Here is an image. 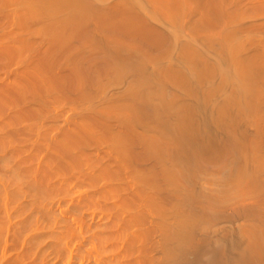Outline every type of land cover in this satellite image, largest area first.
<instances>
[{
    "label": "bare ground",
    "instance_id": "bare-ground-1",
    "mask_svg": "<svg viewBox=\"0 0 264 264\" xmlns=\"http://www.w3.org/2000/svg\"><path fill=\"white\" fill-rule=\"evenodd\" d=\"M0 264H264V0H0Z\"/></svg>",
    "mask_w": 264,
    "mask_h": 264
}]
</instances>
